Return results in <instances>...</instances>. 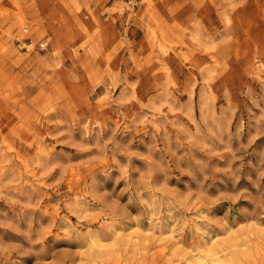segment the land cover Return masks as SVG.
<instances>
[{"label":"rangeland","instance_id":"374dc122","mask_svg":"<svg viewBox=\"0 0 264 264\" xmlns=\"http://www.w3.org/2000/svg\"><path fill=\"white\" fill-rule=\"evenodd\" d=\"M0 264H264V0H0Z\"/></svg>","mask_w":264,"mask_h":264},{"label":"built area","instance_id":"2783aa9c","mask_svg":"<svg viewBox=\"0 0 264 264\" xmlns=\"http://www.w3.org/2000/svg\"><path fill=\"white\" fill-rule=\"evenodd\" d=\"M26 45L29 46V47H34L35 45H37L38 48H40V49H45L46 48V43L45 42H41V43L35 44L32 40H30Z\"/></svg>","mask_w":264,"mask_h":264}]
</instances>
